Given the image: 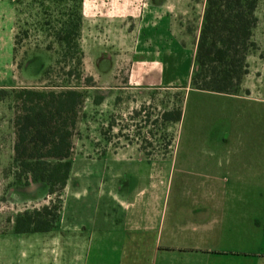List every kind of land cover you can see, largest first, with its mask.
Here are the masks:
<instances>
[{
    "label": "crops",
    "instance_id": "1",
    "mask_svg": "<svg viewBox=\"0 0 264 264\" xmlns=\"http://www.w3.org/2000/svg\"><path fill=\"white\" fill-rule=\"evenodd\" d=\"M153 1L147 24L168 47L134 54V65L146 64L142 82H182L194 65L205 0ZM10 10L0 14V86L13 80ZM216 122L214 147L198 151L195 164H179L177 175L175 152L152 157L128 143L98 154L75 150L56 226L5 235H20V264H44L45 252L55 264H264V118Z\"/></svg>",
    "mask_w": 264,
    "mask_h": 264
},
{
    "label": "rangeland",
    "instance_id": "2",
    "mask_svg": "<svg viewBox=\"0 0 264 264\" xmlns=\"http://www.w3.org/2000/svg\"><path fill=\"white\" fill-rule=\"evenodd\" d=\"M153 2L0 0V14L4 5L11 9L13 36L12 85L0 86V264H20V235L5 237L15 232L16 218L33 212L38 219L48 207L51 216L57 214L52 219L56 226L67 194L63 188L51 194L48 185L40 181L16 182V89L76 87L87 92L71 135V157L75 150L98 154L128 143L152 157L175 152L176 175L179 164H195L198 151L214 147L211 132L218 127L216 118H264V0H258L255 11L258 22L252 39L257 50L247 54L248 70L234 93L192 88L190 75L195 61L189 78L182 82L166 86L142 82L146 64L134 65V54L168 47L167 39L154 41V25L147 24ZM76 12L81 19L78 54L56 38L59 28L69 25ZM178 113L179 120L167 119L176 118ZM188 154H195V158ZM38 235L44 242L49 239L46 234ZM55 260L45 252L44 264H55Z\"/></svg>",
    "mask_w": 264,
    "mask_h": 264
},
{
    "label": "trees",
    "instance_id": "3",
    "mask_svg": "<svg viewBox=\"0 0 264 264\" xmlns=\"http://www.w3.org/2000/svg\"><path fill=\"white\" fill-rule=\"evenodd\" d=\"M257 3L258 0H205L194 56L196 67L190 75L192 88L215 93L237 91L242 75L248 70L246 56L249 51L257 50L252 39L258 21ZM73 15L69 25L56 32V38L78 54L76 38L81 19L79 13ZM86 94L76 87L16 89L13 161L19 167L14 174L18 184L44 182L51 194L65 186L71 165V135ZM179 117L180 113L167 119L179 120ZM43 209L45 213L38 219L33 212L19 215L14 231L51 230L52 219L57 214L51 216L48 207Z\"/></svg>",
    "mask_w": 264,
    "mask_h": 264
}]
</instances>
